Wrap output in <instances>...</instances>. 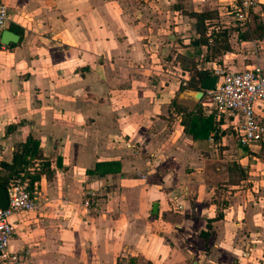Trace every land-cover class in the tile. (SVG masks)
<instances>
[{
  "label": "crops",
  "instance_id": "obj_1",
  "mask_svg": "<svg viewBox=\"0 0 264 264\" xmlns=\"http://www.w3.org/2000/svg\"><path fill=\"white\" fill-rule=\"evenodd\" d=\"M2 1L19 40L0 51V176L29 136L44 161L28 171L42 169L37 210L10 217L11 249L28 251L29 264H264V143L240 145L198 90H180L186 61L264 70V38L239 40L264 28V0L246 26L213 13L231 51L203 68L207 49L185 12L210 0ZM174 60L180 73L166 68ZM195 111L213 117L207 136L185 131ZM243 150L249 168L247 156L222 159ZM113 161L118 173H88ZM90 191L102 195L97 208L84 206Z\"/></svg>",
  "mask_w": 264,
  "mask_h": 264
},
{
  "label": "built area",
  "instance_id": "obj_2",
  "mask_svg": "<svg viewBox=\"0 0 264 264\" xmlns=\"http://www.w3.org/2000/svg\"><path fill=\"white\" fill-rule=\"evenodd\" d=\"M226 16L246 26L253 20L257 0H216ZM222 5V6H220ZM218 7V9H219ZM9 21L7 5L0 0V51L5 49L1 36ZM218 77L213 90H204L203 105L211 114L226 117L227 127L239 144L252 147L264 143V70L254 66L242 71H229L224 67H210ZM8 206L0 207V264H29L28 251H13L10 246L14 233L10 217L21 212L37 210L36 189L29 179L17 177L6 188ZM108 197V194H104ZM101 194L90 191L84 206L98 207ZM110 199V198H109ZM108 199V200H109Z\"/></svg>",
  "mask_w": 264,
  "mask_h": 264
},
{
  "label": "trees",
  "instance_id": "obj_3",
  "mask_svg": "<svg viewBox=\"0 0 264 264\" xmlns=\"http://www.w3.org/2000/svg\"><path fill=\"white\" fill-rule=\"evenodd\" d=\"M185 14L195 21V30L199 35V39L193 42L194 45L197 47L205 46L207 49L201 61L212 62L215 61L217 56L231 51V33L227 28L215 29L212 25H208L207 19H209V14L207 12H185ZM257 31L259 32L258 36H252L250 33L245 32L239 35V40L252 41L257 38H264V28L261 24H259ZM192 65V68L187 67V69L189 71L194 69V71L192 70L193 74L190 75L187 85L184 87L181 86L180 90L186 88L199 90L203 79L212 75L211 70H198V63L192 62ZM183 125L185 127V131L192 133L195 138L203 135L207 136L210 131L215 130L213 126V117L211 116L210 118L204 119L198 111L186 113L184 115ZM39 145V141L29 136V138L14 152L12 162L2 164L6 172L0 176V187L7 188L13 179L20 176L29 179L31 187L34 186L35 182L39 180V175L42 173V169L37 174H29L28 171L34 164V161L37 160L41 161L42 167L44 166L42 152ZM120 170L121 165L119 162H101L97 163L95 169L89 171L88 173L92 175L106 176L118 173ZM220 218H222L221 213H219L217 217L211 221H215Z\"/></svg>",
  "mask_w": 264,
  "mask_h": 264
},
{
  "label": "rangeland",
  "instance_id": "obj_4",
  "mask_svg": "<svg viewBox=\"0 0 264 264\" xmlns=\"http://www.w3.org/2000/svg\"><path fill=\"white\" fill-rule=\"evenodd\" d=\"M220 6H222V5H220ZM218 7H219V3L216 1V0H210V4L207 6V8H209V9H206V12L209 14V19H207L208 21H207V24L208 25H212L215 29H223V28H226V23H224V25L222 24V22H218L217 20H216V16H215V14H213L214 12H218ZM228 17V16H227ZM230 17V16H229ZM215 20V21H214ZM232 22L233 23V21L231 20V19H227V18H224L223 19V22ZM235 23H237L238 24V22H235ZM228 25V24H227ZM232 28V27H231ZM186 52V51H185ZM220 56H222V55H220ZM220 56H217L216 57V62H219V57ZM179 59H181V57H178ZM176 60H178V59H176ZM176 60H174L173 62H171L172 63V65H171V67L170 66H167L166 68L168 69V68H170L171 70H173V71H175L176 70V68H179V65L177 64V61ZM201 60H202V58H201ZM192 62L193 61H186V63L184 64L185 66H188L189 68H192L193 67V65H192ZM203 64H204V62L203 61H201L200 62V65H201V68H203ZM221 67H223V66H221ZM225 68V67H224ZM226 69V68H225ZM194 71V69H191V74H193V71ZM177 71V73H180V70H176ZM190 74V75H191ZM179 80H181V77L179 78ZM218 148H220V150H218V152L216 153L218 156L219 155H221V156H223L222 155V151H223V148H227V147H218ZM228 148L229 149H231L229 146H228ZM237 148H239V146H234L233 147V149H234V151L237 149ZM222 150V151H221ZM249 152H248V150H243V155H241V156H238V157H236L237 155H236V153H228V154H226L225 156L226 157H224V158H222V159H224V160H227V161H230V160H239V159H241L242 157H245V156H247L246 158H247V161L246 160H244V164H245V166H247L248 168L250 167V166H252L253 165V156H250V155H252V154H249ZM259 157V155L257 156V158ZM214 159H216V157H214ZM232 162H234V161H232ZM235 179H234V177H232L231 179H229L228 181H226V184H227V182L230 184L231 182H233ZM223 184V183H222ZM222 189H225V190H228L229 188L228 187H223L222 186ZM221 197V196H220ZM110 200V202L112 201V198H110L109 199ZM224 200V198H221V202Z\"/></svg>",
  "mask_w": 264,
  "mask_h": 264
},
{
  "label": "water",
  "instance_id": "obj_5",
  "mask_svg": "<svg viewBox=\"0 0 264 264\" xmlns=\"http://www.w3.org/2000/svg\"><path fill=\"white\" fill-rule=\"evenodd\" d=\"M19 36L13 33L10 30H4L1 36V42L4 45H9L10 43H17ZM218 77L216 75H211L205 77L201 84V90L194 92V98L197 101H200L204 95V90H213L216 86ZM8 196L5 187H0V207L6 208L8 206ZM158 205H153V212L157 213Z\"/></svg>",
  "mask_w": 264,
  "mask_h": 264
}]
</instances>
